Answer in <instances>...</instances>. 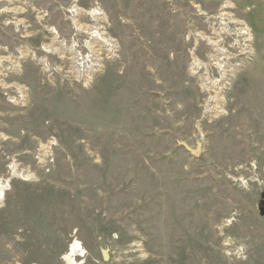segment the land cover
Wrapping results in <instances>:
<instances>
[{
  "label": "rangeland",
  "instance_id": "rangeland-1",
  "mask_svg": "<svg viewBox=\"0 0 264 264\" xmlns=\"http://www.w3.org/2000/svg\"><path fill=\"white\" fill-rule=\"evenodd\" d=\"M0 185V264H264V0H0Z\"/></svg>",
  "mask_w": 264,
  "mask_h": 264
},
{
  "label": "bare ground",
  "instance_id": "bare-ground-1",
  "mask_svg": "<svg viewBox=\"0 0 264 264\" xmlns=\"http://www.w3.org/2000/svg\"><path fill=\"white\" fill-rule=\"evenodd\" d=\"M226 7H229V6H226ZM90 14L92 15H96V14H99L97 11L94 10V12H89ZM227 15V13H223V15L221 14L222 17V20H225V16ZM224 18V19H223ZM90 29V31L92 30V28H88ZM89 31V30H88ZM244 33H247V32H244ZM220 34V33H219ZM106 42H111L110 40H104ZM213 45H219L218 43L216 42H212ZM219 48V47H218ZM220 51H222L221 49H218ZM4 186L3 185H0V197L2 194H5L4 192ZM85 253V250L83 249V247L80 245V243L78 241L72 243L70 246H69V249H68V252L63 256V259L65 260V262L67 264H79L78 260H77V257L79 256H82L84 255Z\"/></svg>",
  "mask_w": 264,
  "mask_h": 264
},
{
  "label": "water",
  "instance_id": "water-1",
  "mask_svg": "<svg viewBox=\"0 0 264 264\" xmlns=\"http://www.w3.org/2000/svg\"><path fill=\"white\" fill-rule=\"evenodd\" d=\"M183 145L193 154H196L199 151L198 148L197 149H193L192 147H190L186 143H183ZM260 213H261V215H264V207L260 208ZM105 255H106V253H105Z\"/></svg>",
  "mask_w": 264,
  "mask_h": 264
},
{
  "label": "built area",
  "instance_id": "built-area-1",
  "mask_svg": "<svg viewBox=\"0 0 264 264\" xmlns=\"http://www.w3.org/2000/svg\"><path fill=\"white\" fill-rule=\"evenodd\" d=\"M44 50H45V49H44ZM71 73H73V71H72ZM76 74H77V73H76ZM77 75H78V74H77ZM21 90H22V89H18L19 92L24 93V90H23V91H21ZM19 96L22 97V95H20V94H19Z\"/></svg>",
  "mask_w": 264,
  "mask_h": 264
}]
</instances>
